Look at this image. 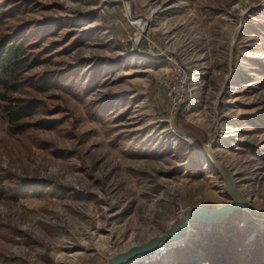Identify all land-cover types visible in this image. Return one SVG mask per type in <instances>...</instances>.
<instances>
[{
    "label": "rangeland",
    "instance_id": "rangeland-1",
    "mask_svg": "<svg viewBox=\"0 0 264 264\" xmlns=\"http://www.w3.org/2000/svg\"><path fill=\"white\" fill-rule=\"evenodd\" d=\"M1 1L6 31L30 30L41 55L7 92L37 98L30 120L55 126L11 134L0 109V172L42 192L0 198V264H102L192 206L232 200L173 126L177 72L190 89L179 127L203 136L262 213L196 224L155 264H213L216 245L264 252V0Z\"/></svg>",
    "mask_w": 264,
    "mask_h": 264
},
{
    "label": "trees",
    "instance_id": "trees-1",
    "mask_svg": "<svg viewBox=\"0 0 264 264\" xmlns=\"http://www.w3.org/2000/svg\"><path fill=\"white\" fill-rule=\"evenodd\" d=\"M1 3L0 0V87L6 91L0 93L2 115L8 120L11 134H20L31 128H53L54 122L50 120H30L39 107L40 101L37 98L11 96L7 92L17 90L24 82H29L27 79H33L28 72L39 64L41 55L35 50L38 39L29 37L30 30L6 31L4 25L7 18L11 16V11L2 8ZM28 182L29 180L14 173L0 172V198L11 196V194L17 199L42 194L41 191L36 193L28 188ZM31 186L34 187L33 184ZM257 255L254 261L249 259V256L242 255L235 247L219 248L216 245L211 261L213 264H264V252L260 249Z\"/></svg>",
    "mask_w": 264,
    "mask_h": 264
},
{
    "label": "water",
    "instance_id": "water-1",
    "mask_svg": "<svg viewBox=\"0 0 264 264\" xmlns=\"http://www.w3.org/2000/svg\"><path fill=\"white\" fill-rule=\"evenodd\" d=\"M190 89L189 83L186 86L184 99L177 105L176 113L173 118L175 130L185 136H191L195 139V144L202 149L209 157L211 164L220 172L225 179L226 191L232 197V200L218 207L206 205H195L187 209L169 229L162 234L151 235L143 243H132L126 248L117 251L113 256L108 257L102 264H125L132 261L137 256L149 255L154 252L161 244L175 242L184 239L190 228L196 224L209 226L219 224L226 220L231 214L237 211L249 209L254 213H262L251 206V202L245 196L244 192L238 186L236 174L232 169L222 163L210 144H207L203 136L192 129H182L178 125V116L183 105L189 102Z\"/></svg>",
    "mask_w": 264,
    "mask_h": 264
},
{
    "label": "built area",
    "instance_id": "built-area-1",
    "mask_svg": "<svg viewBox=\"0 0 264 264\" xmlns=\"http://www.w3.org/2000/svg\"><path fill=\"white\" fill-rule=\"evenodd\" d=\"M156 48V44L153 41H149L147 43V50L153 51ZM177 75L174 78V81L168 88V97L175 104V108L177 105L184 99L186 86L188 84V80L186 74H181L180 72L176 73ZM183 240L175 241V242H167L161 244L158 248L154 250L153 253L149 255L137 256L132 261L125 264H155L159 262L164 256H166L173 248H176L179 244H182ZM117 251H109L105 257L113 256Z\"/></svg>",
    "mask_w": 264,
    "mask_h": 264
},
{
    "label": "bare ground",
    "instance_id": "bare-ground-1",
    "mask_svg": "<svg viewBox=\"0 0 264 264\" xmlns=\"http://www.w3.org/2000/svg\"><path fill=\"white\" fill-rule=\"evenodd\" d=\"M135 23H137V25H138V24H140L141 22L135 21Z\"/></svg>",
    "mask_w": 264,
    "mask_h": 264
}]
</instances>
